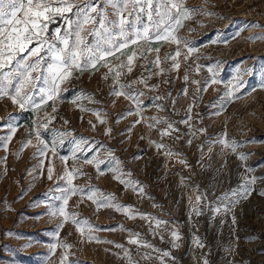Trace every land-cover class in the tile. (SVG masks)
Here are the masks:
<instances>
[{"label":"rangeland","instance_id":"374dc122","mask_svg":"<svg viewBox=\"0 0 264 264\" xmlns=\"http://www.w3.org/2000/svg\"><path fill=\"white\" fill-rule=\"evenodd\" d=\"M182 3L178 40L130 43L54 100L42 79L24 108L0 96V264H264V0Z\"/></svg>","mask_w":264,"mask_h":264},{"label":"snow or ice","instance_id":"6c2138e0","mask_svg":"<svg viewBox=\"0 0 264 264\" xmlns=\"http://www.w3.org/2000/svg\"><path fill=\"white\" fill-rule=\"evenodd\" d=\"M109 8L111 12L108 11ZM189 11L183 7L182 0H0V96L10 95L12 103L24 108L32 100L31 91L36 86L33 81L42 79L45 87L40 91L47 95L48 99L54 100L62 91L61 85L72 76L73 71L83 72L95 68L101 62H105L104 66H107L106 58L127 48L130 43L136 44L138 40L147 41L153 36L157 40H166L169 37L174 41L178 40L173 33L177 26H182V19L190 18ZM66 14H71L75 19ZM144 15L147 16L148 23H143ZM56 17L66 19L67 27L55 29L54 35L49 38L48 26ZM139 24H143V27H137ZM162 26L164 35H161L160 31ZM89 37L92 39L89 40ZM256 38L264 39V36ZM156 51L158 52L159 49ZM133 58L134 55L129 56L128 65L121 64L118 67L127 66L130 72ZM43 63H47L46 68L42 67ZM155 63L159 64V57ZM173 67L178 68L179 65L174 64ZM6 68L8 71H5ZM112 71L110 67L109 72ZM33 73L39 74L33 76ZM119 74L116 73L117 76ZM14 82L15 94H11L7 89ZM113 94L124 95L123 92L115 91ZM171 127L172 125L169 124V128ZM167 134V130L162 133V135ZM39 136L40 133L37 132L38 139ZM220 142L235 150V144ZM41 143L43 144V141ZM156 147L162 148L163 145ZM40 151L43 154V150ZM239 159H245L244 154H240ZM88 163L92 162L88 161ZM48 173V179H52L51 167ZM256 179L255 177L246 179L245 185L242 186L243 192H233L232 195L246 199L251 192L248 185L254 184ZM120 182L126 183L123 180ZM66 191L75 194L76 190L69 188ZM261 195H264V192ZM200 200L201 197L197 196V203ZM93 202L97 203L95 200ZM238 202V200L233 201V203ZM65 203H67L66 197ZM104 206L111 205L106 201L97 203L98 208ZM116 208L120 210L119 205ZM57 211L61 216L65 215L63 208ZM193 211L197 215L200 214L196 208H193ZM141 215L145 218L143 214ZM160 223L164 222L157 220V224ZM172 237L174 241L179 239L176 232H172ZM88 239L92 240L94 237L89 236ZM129 243L137 244L139 241L130 240ZM144 246L151 247L147 244ZM176 246L173 242V247ZM63 247L67 248L70 245ZM164 255L167 256L169 253L165 252ZM129 264H132L130 256ZM204 264H207V261H204Z\"/></svg>","mask_w":264,"mask_h":264}]
</instances>
